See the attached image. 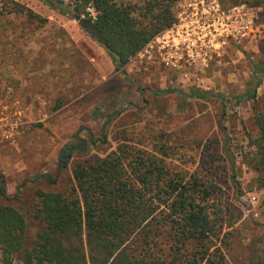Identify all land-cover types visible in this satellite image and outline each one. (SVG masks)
Here are the masks:
<instances>
[{
	"label": "rangeland",
	"instance_id": "obj_1",
	"mask_svg": "<svg viewBox=\"0 0 264 264\" xmlns=\"http://www.w3.org/2000/svg\"><path fill=\"white\" fill-rule=\"evenodd\" d=\"M13 1L46 19L28 22L24 15L6 14L0 0V91L11 87L24 102L37 96L45 102L39 106L45 117L26 125L14 141L0 144V175L12 198L0 197V204L20 208L29 235L40 226L36 190L61 191L73 182L70 169L55 185L36 176L54 175L60 147L76 133L100 138L105 131L107 141L96 142L91 152L103 156L126 135L133 147L165 149L171 171L212 184L214 202L226 209L217 223V239L227 260L264 264V187L252 165L264 126V71H253V64H264V6H259L254 39L228 48L205 68L151 64L142 53L121 74L90 38L82 49L77 40H68L71 33H85L76 19L40 0ZM190 89L210 95L183 97ZM229 97L239 102H228ZM83 157L76 153L73 161ZM14 264L27 263L16 259Z\"/></svg>",
	"mask_w": 264,
	"mask_h": 264
},
{
	"label": "trees",
	"instance_id": "obj_2",
	"mask_svg": "<svg viewBox=\"0 0 264 264\" xmlns=\"http://www.w3.org/2000/svg\"><path fill=\"white\" fill-rule=\"evenodd\" d=\"M40 1L76 19L89 38L108 53L114 71L121 74H125L129 59L173 22L178 2ZM220 2L223 6H264V0ZM2 10L24 15L28 22L46 20L13 0H3ZM253 71H264V64H253ZM207 95L210 93L198 89L182 94L185 98ZM250 96L254 93H245ZM225 99L239 102L235 97ZM261 131V139L254 143L252 165L258 185L264 187V126ZM98 141H107L105 131L100 138L76 133L60 147L54 175L36 176L55 185L70 169L73 182L61 191L36 190L40 226L34 236L29 235L27 219L19 207L0 204V264H14L16 259L27 264H238L227 260L217 239L221 226L217 223L226 209L214 202L212 184L171 171L162 147L149 152L133 147L122 135L115 150L100 156L91 152ZM224 151L228 155L227 142ZM76 153L85 157L73 161ZM228 161L232 166L230 154ZM0 197L12 199L1 175Z\"/></svg>",
	"mask_w": 264,
	"mask_h": 264
},
{
	"label": "built area",
	"instance_id": "obj_3",
	"mask_svg": "<svg viewBox=\"0 0 264 264\" xmlns=\"http://www.w3.org/2000/svg\"><path fill=\"white\" fill-rule=\"evenodd\" d=\"M260 11L246 4L223 6L220 0H178L173 22L129 60L144 53L151 64L205 68L228 48L254 39ZM33 101L24 102L11 87L0 91V144L14 141L26 125L45 117L39 108L44 100L37 96Z\"/></svg>",
	"mask_w": 264,
	"mask_h": 264
},
{
	"label": "crops",
	"instance_id": "obj_4",
	"mask_svg": "<svg viewBox=\"0 0 264 264\" xmlns=\"http://www.w3.org/2000/svg\"><path fill=\"white\" fill-rule=\"evenodd\" d=\"M89 38V36L83 32H79V33H71L69 34V38L68 40H77V42L80 44L79 48L82 49V44H85V46L87 45V39ZM47 40H51L50 36H46ZM60 40V39H58ZM54 48H57V44H54ZM36 97V95L33 97V99Z\"/></svg>",
	"mask_w": 264,
	"mask_h": 264
},
{
	"label": "water",
	"instance_id": "obj_5",
	"mask_svg": "<svg viewBox=\"0 0 264 264\" xmlns=\"http://www.w3.org/2000/svg\"><path fill=\"white\" fill-rule=\"evenodd\" d=\"M80 25V24H79Z\"/></svg>",
	"mask_w": 264,
	"mask_h": 264
}]
</instances>
